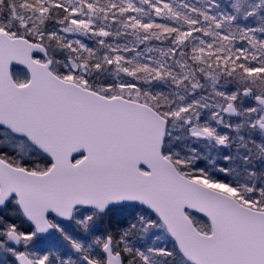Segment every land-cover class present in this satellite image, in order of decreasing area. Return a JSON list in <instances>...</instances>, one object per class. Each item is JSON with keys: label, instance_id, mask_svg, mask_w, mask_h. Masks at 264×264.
Masks as SVG:
<instances>
[{"label": "snow or ice", "instance_id": "snow-or-ice-1", "mask_svg": "<svg viewBox=\"0 0 264 264\" xmlns=\"http://www.w3.org/2000/svg\"><path fill=\"white\" fill-rule=\"evenodd\" d=\"M0 264H264V0H0Z\"/></svg>", "mask_w": 264, "mask_h": 264}]
</instances>
